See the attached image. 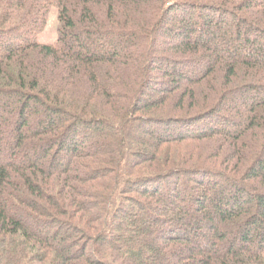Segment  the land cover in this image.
Masks as SVG:
<instances>
[{
    "label": "trees",
    "instance_id": "trees-1",
    "mask_svg": "<svg viewBox=\"0 0 264 264\" xmlns=\"http://www.w3.org/2000/svg\"><path fill=\"white\" fill-rule=\"evenodd\" d=\"M0 264H264V0H0Z\"/></svg>",
    "mask_w": 264,
    "mask_h": 264
},
{
    "label": "rangeland",
    "instance_id": "rangeland-1",
    "mask_svg": "<svg viewBox=\"0 0 264 264\" xmlns=\"http://www.w3.org/2000/svg\"><path fill=\"white\" fill-rule=\"evenodd\" d=\"M212 18V17H211ZM58 29H59V22H58V10L56 8L52 9L48 16L47 26L45 30L39 35V41L50 44L54 43L58 39ZM218 39H220L221 34L216 33ZM188 72V70H186ZM158 77V81H162L161 73H156ZM241 96H236V100H241Z\"/></svg>",
    "mask_w": 264,
    "mask_h": 264
}]
</instances>
